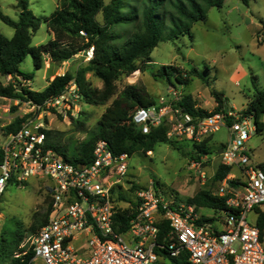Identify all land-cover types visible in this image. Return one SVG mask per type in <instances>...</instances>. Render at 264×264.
<instances>
[{
    "label": "built area",
    "instance_id": "2783aa9c",
    "mask_svg": "<svg viewBox=\"0 0 264 264\" xmlns=\"http://www.w3.org/2000/svg\"><path fill=\"white\" fill-rule=\"evenodd\" d=\"M86 55L90 60L92 49ZM170 93L171 99L162 97L150 108L135 110L132 123L143 134L166 125L169 139L193 144L228 129L230 140L218 156L219 165L232 171L215 192L226 198L225 210L208 218L195 204L180 202L153 184L135 190L136 204L120 206L123 197L114 194L127 175L128 154H115L101 140L89 164L75 165L47 147L43 122L25 120L0 144V197L10 183L22 187L31 178L46 179L51 182L44 185L49 188L50 213L30 238V248L16 254V259L24 261L21 257L32 251L28 264H156L162 260L160 251H166L173 258L187 254L189 264H264V230L259 226L264 219V172L252 163L246 148L256 133L253 119L229 109L196 117L175 105L183 99L175 88ZM81 98L73 84L37 107L67 118L78 110ZM200 179L206 182L209 176L201 172ZM231 181L239 185L232 186ZM123 211H128L130 220L120 232L115 217ZM251 212L256 215L254 224L248 222ZM203 217L210 221L203 222Z\"/></svg>",
    "mask_w": 264,
    "mask_h": 264
},
{
    "label": "rangeland",
    "instance_id": "374dc122",
    "mask_svg": "<svg viewBox=\"0 0 264 264\" xmlns=\"http://www.w3.org/2000/svg\"><path fill=\"white\" fill-rule=\"evenodd\" d=\"M105 1L108 3L110 0ZM28 2L33 13L42 18L49 17L60 3L59 0ZM18 3L19 0H0V8L5 15L18 20L21 13ZM261 20H264V0H253L249 5H244L240 0H227L221 8H211L206 20L194 24L192 38L182 36L161 42L152 52V63L146 70L135 72L117 83V94L128 86H135L144 90L158 104L162 97L171 99L170 90L175 88L182 96H191L203 109L213 111L216 103L211 91L215 90L224 93L226 107L231 112L242 114L257 89L264 90V42H261L264 40V33L262 34ZM116 31L123 37L131 32L129 27H119ZM0 32L9 39L14 35V29L1 20ZM52 38L43 23L33 34L32 45L46 44ZM87 57L79 54L72 62L58 65L46 58L43 68L36 70L29 55L19 69L23 74L33 76V80L27 81L19 77L12 82H20L35 92H41L56 76L64 75L67 71L75 73L85 65ZM163 66H172L187 74L194 70L198 75H190L189 82L181 84L175 75H160ZM87 79L93 88L103 87L102 82L92 74H88ZM10 82V78L0 75L1 85L7 86ZM114 100L115 97L105 105L97 106L87 105L80 100L73 116L64 118L31 103L20 104L18 100L0 98V144L5 141L4 128L16 118L26 117L25 120L43 122L46 130L58 133L56 141L72 154L86 140L87 134L96 129L103 113ZM136 107L134 105L131 108ZM262 121L264 122V116ZM229 140V131L223 128L207 138L209 154L198 156V149L192 142L176 139L159 143L148 153L136 152L128 160L127 175L116 187L115 197H123L118 200V204L124 207L138 202L137 192L132 190L134 186L138 190L149 188L153 184L156 190L174 195L180 202H186L203 190L215 193L218 184L213 181V177L220 163L217 152ZM246 148L252 163L258 166L264 164V130L255 133ZM195 163L199 166L194 167ZM201 172L209 176L206 182L200 179ZM44 185L50 186L51 182L31 178L22 187L10 183L0 197V241L5 240L14 255L30 248V238L35 233L31 230L34 215L39 213L41 217L47 212L50 193L49 188ZM200 213L208 215V218L219 216L205 209ZM255 218V212L249 213L248 222L254 224ZM216 226L222 228L220 223ZM73 246L78 247L76 242ZM156 264L169 263L161 260Z\"/></svg>",
    "mask_w": 264,
    "mask_h": 264
},
{
    "label": "trees",
    "instance_id": "16d2710c",
    "mask_svg": "<svg viewBox=\"0 0 264 264\" xmlns=\"http://www.w3.org/2000/svg\"><path fill=\"white\" fill-rule=\"evenodd\" d=\"M55 11L46 18L37 17L29 7L28 0H19L21 13L18 20L5 15L0 8V20L14 29L12 38L5 37L0 32V75L8 77L11 82L7 86L0 84V98L18 100L21 103H31L43 106L48 99L61 96L67 87L76 84L81 100L87 105H105L115 97L114 102L103 113L95 130L87 134L84 142L77 146L74 153L62 148L57 142L58 133L44 130L47 147L54 149L66 161L79 165H87L93 160V152L99 141H105L117 155L128 154L130 157L138 151L145 153L154 150L159 143H167L168 127L166 125L143 134L141 129L132 123V114L140 107L150 108L157 103L148 94L135 86H128L117 94V83L132 76L135 72L144 71L152 63L151 54L163 41L175 40L182 36L192 38L191 30L194 24L204 21L211 8H221L227 0H59ZM249 5L253 0H240ZM99 17L101 20H99ZM45 23L53 38L46 44L32 45V36ZM264 33V20H261ZM119 27H129L131 32L126 37L116 31ZM264 35V34H263ZM262 43L264 40L261 41ZM92 49L93 56L75 73L67 71L59 75L41 92H35L30 87L13 83L19 77L27 81L33 76L23 74L19 66L31 56L36 70L43 68L45 59L52 64H63L84 52ZM92 74L99 79L103 87L93 88L87 75ZM175 75L176 80L188 83L190 75H198L196 71L188 74L172 66H163L160 75ZM170 81V80H169ZM257 89V88H256ZM211 96L217 104L213 111L197 107L191 96H183L176 106L196 117L204 118L212 114L226 112L223 92L211 91ZM136 108H131L133 106ZM243 117H250L256 125V133L264 130V90L257 89L254 98L242 112ZM16 118L5 129L6 134L19 130L25 121ZM48 123V122H47ZM55 137V138H54ZM198 156L209 154L207 140L194 144ZM199 159V158H198ZM1 164V159H0ZM264 172V164L259 165ZM232 169L219 165L213 181L218 185L226 179ZM232 186H238V181H231ZM132 190H137L132 187ZM50 201V196H48ZM195 204L197 208L214 210L220 214L225 210L226 198H220L211 191H200L186 201ZM50 210L41 217L36 213L31 227L32 232L42 227L48 220ZM41 215V214H40ZM128 211L120 212L115 220L120 225L118 231L124 232L128 227ZM203 222L210 220L203 217ZM168 225H164L167 230ZM264 230V219L259 224ZM23 252V251H22ZM161 259L169 264H189L188 255L182 254L173 258L166 251H160ZM12 248H8L5 240L0 241V264H28L33 257L29 251L24 261L14 257Z\"/></svg>",
    "mask_w": 264,
    "mask_h": 264
},
{
    "label": "water",
    "instance_id": "95a60500",
    "mask_svg": "<svg viewBox=\"0 0 264 264\" xmlns=\"http://www.w3.org/2000/svg\"><path fill=\"white\" fill-rule=\"evenodd\" d=\"M86 54H87V53L84 52V53H83V56H86ZM72 61H73V59H71L69 62H72ZM227 109H228V108H226V111H227ZM221 153H222V150H221L220 152H218L217 155H220Z\"/></svg>",
    "mask_w": 264,
    "mask_h": 264
},
{
    "label": "crops",
    "instance_id": "0c3cea01",
    "mask_svg": "<svg viewBox=\"0 0 264 264\" xmlns=\"http://www.w3.org/2000/svg\"><path fill=\"white\" fill-rule=\"evenodd\" d=\"M194 100V99H193ZM194 102L196 103V105H197V107H200V108H202L195 100H194ZM159 103V102H158ZM216 106H217V104H216ZM218 152H220V151H218ZM217 152V153H218ZM202 210H204V209H202Z\"/></svg>",
    "mask_w": 264,
    "mask_h": 264
}]
</instances>
